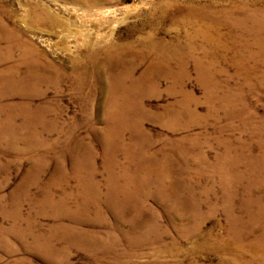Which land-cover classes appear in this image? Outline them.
I'll use <instances>...</instances> for the list:
<instances>
[{"label":"rangeland","instance_id":"374dc122","mask_svg":"<svg viewBox=\"0 0 264 264\" xmlns=\"http://www.w3.org/2000/svg\"><path fill=\"white\" fill-rule=\"evenodd\" d=\"M246 10L264 0H0V264H264ZM161 54L142 109L117 102Z\"/></svg>","mask_w":264,"mask_h":264},{"label":"bare ground","instance_id":"6f19581e","mask_svg":"<svg viewBox=\"0 0 264 264\" xmlns=\"http://www.w3.org/2000/svg\"><path fill=\"white\" fill-rule=\"evenodd\" d=\"M245 2V1H244ZM247 3H246V5H245V7L247 6V4H248V1H246ZM244 9V8H243ZM238 11V10H237ZM235 12V11H234ZM238 13V12H237ZM233 16L235 15V14H232ZM233 18V17H232ZM237 21V20H236ZM247 22L248 24H253L252 26L254 27V30H253V34H256V40L260 43V44H264V42L262 41L263 39H262V30H264V11L263 12H261V11H248V10H246L245 11V16H244V19H242L241 21H239V23L240 24H242V22ZM12 34V33H11ZM157 43V42H156ZM155 44V43H154ZM258 44V43H257ZM264 46V45H263ZM263 48V47H262ZM146 50H147V52H148V54H145L144 56H143V58L142 59H147V58H145V56H147L148 57V55L149 54H151V53H157V51H159L158 49H160L161 50V48H159V47H156V46H154L152 43H147L146 44V48H145ZM151 56V55H150ZM175 56V55H174ZM172 58V57H171ZM175 58V57H174ZM189 58V57H188ZM116 60H117V62L118 63H120L121 65H123L124 64V60L126 59V57H124V56H117L116 58H115ZM173 59V58H172ZM157 61L148 69V70H146L143 74H142V76H140V78H134V73H135V70L132 68V69H127L126 71H124V73L123 74H121V75H117L115 78H114V83H115V86H114V88H113V90H114V99L118 102L119 100L120 101H123V100H128V99H131L133 96H135L136 98H137V101H134V102H131V103H129L130 105H131V107H130V110L131 111H133V112H137V108H140L139 107V100H138V96H139V91H140V89L141 88H143L146 84H148V83H155V82H153V81H151V79H150V76H152V71L155 69V67H157V66H160V67H164V65H165V62H168L169 61V58H168V56L167 55H158L157 56V59H156ZM178 60V59H177ZM176 60V61H177ZM180 61V60H179ZM170 62H171V60H170ZM134 65V64H133ZM132 65V66H133ZM179 65V64H178ZM135 68V67H134ZM32 71H34V70H32ZM174 71V70H173ZM167 72H168V78H171L172 79V81H174V82H176L177 80H176V78L172 75L173 73H172V71H168L167 70ZM166 72V73H167ZM15 73H17V72H15ZM170 74V75H169ZM14 77H16V76H14ZM152 78V77H151ZM178 78V77H177ZM15 79V78H14ZM33 79V78H32ZM158 79V78H157ZM11 81H14V80H11ZM126 81H131L132 82V84H130V86L129 87H124L125 85H123V84H125V82ZM158 83V82H157ZM156 84V83H155ZM178 85V84H177ZM147 86V85H146ZM155 86H157V85H154V87ZM152 87V86H151ZM145 88V87H144ZM143 93V92H142ZM136 103H137V105H136ZM188 103V102H187ZM184 104V103H183ZM185 105H186V103H185ZM188 105V104H187ZM186 105V106H187ZM140 109H142V108H140ZM116 112H117V114H120V115H122L123 113L121 112V111H119V110H116ZM126 122V121H125ZM141 127V125L139 124L138 126H137V128H140ZM252 249H254L256 252H260V259H261V261H263L264 262V249H259L258 247H255V246H253L252 247ZM254 252V251H253ZM262 262V263H263Z\"/></svg>","mask_w":264,"mask_h":264}]
</instances>
